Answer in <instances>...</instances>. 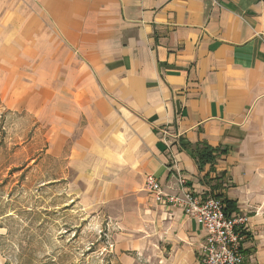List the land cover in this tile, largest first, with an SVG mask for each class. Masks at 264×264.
<instances>
[{"label":"crops","instance_id":"1","mask_svg":"<svg viewBox=\"0 0 264 264\" xmlns=\"http://www.w3.org/2000/svg\"><path fill=\"white\" fill-rule=\"evenodd\" d=\"M0 98L48 125L88 202H130L133 249L199 264L201 226L145 188L182 174L249 215L264 264V0H0ZM200 142L225 149L201 169Z\"/></svg>","mask_w":264,"mask_h":264},{"label":"rangeland","instance_id":"2","mask_svg":"<svg viewBox=\"0 0 264 264\" xmlns=\"http://www.w3.org/2000/svg\"><path fill=\"white\" fill-rule=\"evenodd\" d=\"M50 136L0 98V264H168L165 253L130 246V202L84 198L65 156L50 154Z\"/></svg>","mask_w":264,"mask_h":264},{"label":"built area","instance_id":"3","mask_svg":"<svg viewBox=\"0 0 264 264\" xmlns=\"http://www.w3.org/2000/svg\"><path fill=\"white\" fill-rule=\"evenodd\" d=\"M161 132L164 137L170 135L166 128ZM176 182L174 190L178 193H167L154 176L147 175L145 188L156 203L179 208L201 226L203 239L197 251L199 264H245L247 256L243 242L248 237L249 215L228 212L217 197L194 194L182 174H176Z\"/></svg>","mask_w":264,"mask_h":264},{"label":"trees","instance_id":"4","mask_svg":"<svg viewBox=\"0 0 264 264\" xmlns=\"http://www.w3.org/2000/svg\"><path fill=\"white\" fill-rule=\"evenodd\" d=\"M225 152V149H220L219 147H213L206 142L196 143L190 146V155L196 161L198 168L201 169L205 164L212 163L215 157L220 153ZM220 187V183L214 185V189ZM223 203L224 207L228 212L234 209V202L223 197L220 193L216 194Z\"/></svg>","mask_w":264,"mask_h":264}]
</instances>
